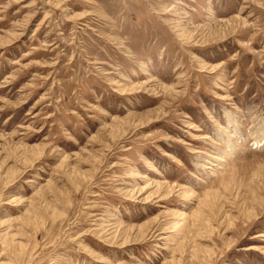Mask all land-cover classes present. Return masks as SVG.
<instances>
[{"label":"rangeland","instance_id":"1","mask_svg":"<svg viewBox=\"0 0 264 264\" xmlns=\"http://www.w3.org/2000/svg\"><path fill=\"white\" fill-rule=\"evenodd\" d=\"M0 264H264V0H0Z\"/></svg>","mask_w":264,"mask_h":264}]
</instances>
